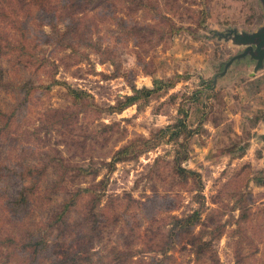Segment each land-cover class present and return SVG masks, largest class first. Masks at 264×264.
<instances>
[{"label":"rangeland","instance_id":"374dc122","mask_svg":"<svg viewBox=\"0 0 264 264\" xmlns=\"http://www.w3.org/2000/svg\"><path fill=\"white\" fill-rule=\"evenodd\" d=\"M262 28V0H0V264H264V60L214 81Z\"/></svg>","mask_w":264,"mask_h":264},{"label":"water","instance_id":"95a60500","mask_svg":"<svg viewBox=\"0 0 264 264\" xmlns=\"http://www.w3.org/2000/svg\"><path fill=\"white\" fill-rule=\"evenodd\" d=\"M264 3V0H262ZM229 35H232L236 42L246 45L244 50L231 57L224 66V69L221 73H218L214 77V81L218 75H223L226 72L227 67L237 59H241L249 55L251 58L256 60L254 71H257L259 68L263 67L264 60V28L253 32V33H238L235 29H231L228 32ZM254 45V46H253ZM264 140V137H263Z\"/></svg>","mask_w":264,"mask_h":264},{"label":"trees","instance_id":"16d2710c","mask_svg":"<svg viewBox=\"0 0 264 264\" xmlns=\"http://www.w3.org/2000/svg\"><path fill=\"white\" fill-rule=\"evenodd\" d=\"M70 92L72 93L73 96H78V93L77 91L73 90V89H69ZM134 92L136 94L140 93V92H146V94H148L149 92H151V89L147 88V87H143L142 89H137V88H134ZM137 99L136 95H133V96H130V97H127V102L124 104V105H130L134 102V100Z\"/></svg>","mask_w":264,"mask_h":264},{"label":"flooded vegetation","instance_id":"af4514ba","mask_svg":"<svg viewBox=\"0 0 264 264\" xmlns=\"http://www.w3.org/2000/svg\"><path fill=\"white\" fill-rule=\"evenodd\" d=\"M255 64H256V60H255Z\"/></svg>","mask_w":264,"mask_h":264}]
</instances>
